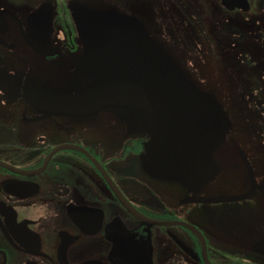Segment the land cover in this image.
Instances as JSON below:
<instances>
[{"label":"flooded vegetation","instance_id":"flooded-vegetation-1","mask_svg":"<svg viewBox=\"0 0 264 264\" xmlns=\"http://www.w3.org/2000/svg\"><path fill=\"white\" fill-rule=\"evenodd\" d=\"M152 2L0 0V264H264V149L248 154L244 139L223 156L219 143L212 162L172 180L145 168L150 136H133L130 115L99 106L103 12L137 18L163 49L156 33L189 32L194 1ZM247 2L219 0L212 59L199 46L186 69L173 55L226 112L224 136L231 108L264 127V0Z\"/></svg>","mask_w":264,"mask_h":264},{"label":"water","instance_id":"water-1","mask_svg":"<svg viewBox=\"0 0 264 264\" xmlns=\"http://www.w3.org/2000/svg\"><path fill=\"white\" fill-rule=\"evenodd\" d=\"M221 2L228 9L248 8L247 0ZM103 14L110 23L96 38L107 45L103 86L108 92L98 97L99 106L111 111L120 107L134 122V137L150 136L140 154L145 168L155 164L169 179L186 181L197 167L213 161L229 129L227 114L183 73L174 56L156 44L137 18Z\"/></svg>","mask_w":264,"mask_h":264},{"label":"rangeland","instance_id":"rangeland-1","mask_svg":"<svg viewBox=\"0 0 264 264\" xmlns=\"http://www.w3.org/2000/svg\"><path fill=\"white\" fill-rule=\"evenodd\" d=\"M190 1V0H189ZM194 1L195 7L194 12L191 16L192 22H189L188 27L190 30L186 34L179 35L177 33H156L157 39L167 47V51L170 54L176 56L183 63V66L187 68L186 60L190 57H196L194 49H198L201 46V51L204 53L201 56H204L207 59H212V54L218 52V49H215V46L210 47V42L212 41L213 36H217L219 30H224L226 25L221 23L224 21L226 16L225 9H223L219 3V0H192ZM155 6L167 5V2L164 0H153ZM162 14V13H161ZM160 16V14L158 13ZM158 18V16H155ZM189 17V16H188ZM187 17V18H188ZM184 17L176 18L175 16H163L158 18L159 21L166 22L167 24L175 23L178 21V24L184 21ZM189 20V19H188ZM187 21V20H186ZM217 30V31H216ZM215 52H212V49ZM204 49V50H203ZM217 82L218 80L215 79ZM219 85V84H218ZM220 87V86H219ZM217 97L223 103L225 108L229 110L232 101L229 98L227 93V88L222 86L217 93ZM234 118V124L231 129L226 133V135L220 140V146L216 154H222L223 156H230L234 150H230L227 145L234 143L238 146L244 145V139L248 140L249 147L245 149L248 154H260L263 153V143H264V127H256L254 125H243L236 119V112L233 108L230 109ZM247 117H249L247 115ZM221 157V155H218Z\"/></svg>","mask_w":264,"mask_h":264}]
</instances>
